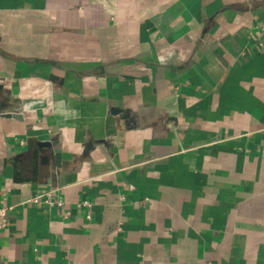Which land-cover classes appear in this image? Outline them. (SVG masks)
I'll return each mask as SVG.
<instances>
[{
    "label": "crops",
    "instance_id": "crops-1",
    "mask_svg": "<svg viewBox=\"0 0 264 264\" xmlns=\"http://www.w3.org/2000/svg\"><path fill=\"white\" fill-rule=\"evenodd\" d=\"M0 86V264H264V0H0Z\"/></svg>",
    "mask_w": 264,
    "mask_h": 264
},
{
    "label": "built area",
    "instance_id": "built-area-1",
    "mask_svg": "<svg viewBox=\"0 0 264 264\" xmlns=\"http://www.w3.org/2000/svg\"><path fill=\"white\" fill-rule=\"evenodd\" d=\"M259 47H262V43H258ZM30 202L34 204H39V203H46L48 205H61L62 200L60 197H53V193L51 191H46L42 193H38L31 197ZM85 205H89V203L85 202ZM9 207L2 206L0 207V231L5 230L8 226V221H7V213H8Z\"/></svg>",
    "mask_w": 264,
    "mask_h": 264
},
{
    "label": "water",
    "instance_id": "water-1",
    "mask_svg": "<svg viewBox=\"0 0 264 264\" xmlns=\"http://www.w3.org/2000/svg\"><path fill=\"white\" fill-rule=\"evenodd\" d=\"M0 88H1V86H0ZM4 116H6V117H18L16 115V112L5 113ZM47 144L50 145V143H46V145Z\"/></svg>",
    "mask_w": 264,
    "mask_h": 264
}]
</instances>
